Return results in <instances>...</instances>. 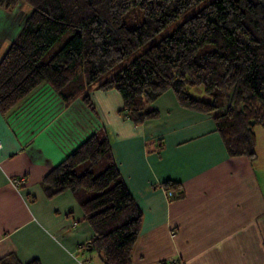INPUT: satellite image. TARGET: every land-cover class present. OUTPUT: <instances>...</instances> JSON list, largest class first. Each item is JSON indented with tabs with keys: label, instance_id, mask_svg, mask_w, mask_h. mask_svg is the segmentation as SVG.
Returning <instances> with one entry per match:
<instances>
[{
	"label": "trees",
	"instance_id": "trees-1",
	"mask_svg": "<svg viewBox=\"0 0 264 264\" xmlns=\"http://www.w3.org/2000/svg\"><path fill=\"white\" fill-rule=\"evenodd\" d=\"M202 1L0 0V8L9 13L20 3L31 7L0 60V113L7 115L45 85L37 101L50 97L53 105L49 101L47 107L56 105V99L66 107L80 101L98 119L86 89L113 72L96 88L117 92L123 100L120 112L135 125L156 118L158 111L145 104L172 90L180 106L214 116L230 156L254 161V129L264 128V0H213L115 71ZM132 8L143 15L137 27L125 21ZM66 32L71 38L43 62ZM99 132L96 128L75 146L43 185L49 198L66 191L84 195L81 208L95 232L86 246L101 254L104 264H133L143 211L123 179L111 143ZM104 158L107 164L95 175L92 167ZM85 163L89 166L79 174ZM165 187L179 190L180 183L167 181ZM90 193L95 195L88 197Z\"/></svg>",
	"mask_w": 264,
	"mask_h": 264
},
{
	"label": "crops",
	"instance_id": "crops-1",
	"mask_svg": "<svg viewBox=\"0 0 264 264\" xmlns=\"http://www.w3.org/2000/svg\"><path fill=\"white\" fill-rule=\"evenodd\" d=\"M16 8L12 13L0 8V60L31 11L21 4ZM44 90L41 85L7 115L0 113V264H14L12 259L104 264L101 254L86 246L95 232L81 208L84 195L66 191L49 198L43 185L82 140L70 146L59 131L28 130L17 116L23 109L33 111ZM90 99L98 119L87 110L86 118L105 132L143 211L133 264H264V164L259 157L230 156L214 116L180 106L173 91L154 102L158 116L140 125L120 112L123 100L117 92L95 88ZM38 108L33 113L43 114ZM85 127L80 125L79 135ZM14 178H23L17 187ZM167 181L180 183L173 190L178 196L167 197L172 191Z\"/></svg>",
	"mask_w": 264,
	"mask_h": 264
},
{
	"label": "rangeland",
	"instance_id": "rangeland-1",
	"mask_svg": "<svg viewBox=\"0 0 264 264\" xmlns=\"http://www.w3.org/2000/svg\"><path fill=\"white\" fill-rule=\"evenodd\" d=\"M211 1H213V0H204V1H202L199 4V6L194 7L191 10H189L188 12L184 13L181 16V18L177 22H175L173 24L172 27L163 30L161 33L157 34L155 37H153L152 39L148 40L144 45H142L141 48L135 54L125 58V60L121 63V65H119L115 69V71H117L120 67H123L124 65L128 64L136 55L140 54L141 52L146 50L148 47L158 43L161 38H163L164 36H166L170 32H172V30L178 24H180L183 20H185L189 16L195 14L197 12V10H199L200 8H202L204 5L208 4ZM20 4L22 6H24V7H27V8L31 9V7L29 5H26V4H23V3H20ZM19 9H20L19 7L16 8V12L19 11ZM10 13H12V12H10ZM125 21H126V23L129 26L137 27L143 21L142 12L138 8H132L126 14ZM71 36L72 35L70 33H68V32L63 34L59 38V40L49 49L48 53L45 55V57L43 58L42 61L46 62L52 55H54L61 47H63L66 44V42L71 38ZM112 73L113 72H110V73H108L106 75H103L95 83H93L92 85L87 87L86 94L90 95V92H92L93 89H95L99 84L104 82L110 75H112ZM39 87H41V86H39ZM37 89H35L32 93H34ZM167 92H172V90H168ZM191 93L194 94V95L199 96L197 90L192 89ZM49 101H50L51 105H53V102L50 99V97H47V98H45L42 101H37V104H35V107L33 108V111L27 112L26 109L21 110V113H19L17 116L19 117L21 122L24 121V122H22V124H23L22 127L25 128V126L29 125L28 130H30L32 128L39 129V128H42L43 126H46L48 128L47 130H49V131H52V132H55V133L59 131V138H61L64 142L70 144V146L75 145L77 143V141L79 142L80 140H83L84 137L89 136L94 131V129L97 128V124L95 125V128H94V124L95 123H92L90 120L89 121L87 120V118H86V116H87L86 109H85V107L82 105V103L80 101H75V103L70 106L71 107L70 109L68 107H66L64 104H62V102L60 100H59V102L56 105L54 104V106H48L47 108H45V103L49 102ZM154 102H148L147 104H145V106L147 108L153 107ZM38 103H41L39 105L42 106L41 109H44L42 111L43 114L33 113L34 109L36 111L39 109L38 108ZM78 119H80V122L78 121ZM34 120H37V121L35 122ZM70 123H72V124H70ZM84 123H85V126H86L84 128L85 130L83 129L82 130V135H79L77 129L80 128V125H82ZM68 124L70 125L69 127L71 129L69 127H67ZM35 126H37V127H35ZM66 128L69 129V132H70L69 139L70 140L68 138H65L66 135L62 131V130H66ZM73 131H75V135L77 137L76 140H74V138H73V136H74L72 134ZM254 132L256 134V154H257L256 157H259V160L263 161V163L262 162L261 163L264 164V128L262 126H258V127H256L254 129ZM98 136L100 138H102V137L105 138V132L104 131L99 132ZM71 140H73V141H71ZM105 164H107V159L106 158H104L97 165H94L92 167V171L94 172V174L97 175V174L101 173L103 171V169H104ZM88 166H89L88 163H85V164L81 165L77 169V172L79 174H81ZM94 195H95V193H90L88 195V197H92Z\"/></svg>",
	"mask_w": 264,
	"mask_h": 264
},
{
	"label": "built area",
	"instance_id": "built-area-1",
	"mask_svg": "<svg viewBox=\"0 0 264 264\" xmlns=\"http://www.w3.org/2000/svg\"><path fill=\"white\" fill-rule=\"evenodd\" d=\"M1 148H2V142H1V139H0V149ZM22 179L23 178H14L12 180V184L17 187V186L20 185ZM176 196H177V193H175L174 191H168V193H167V197L168 198H174Z\"/></svg>",
	"mask_w": 264,
	"mask_h": 264
}]
</instances>
